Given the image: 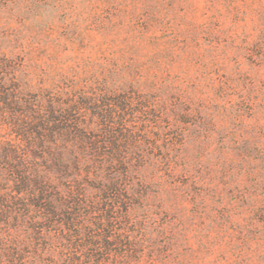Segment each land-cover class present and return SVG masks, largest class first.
Wrapping results in <instances>:
<instances>
[{
    "label": "rangeland",
    "instance_id": "obj_1",
    "mask_svg": "<svg viewBox=\"0 0 264 264\" xmlns=\"http://www.w3.org/2000/svg\"><path fill=\"white\" fill-rule=\"evenodd\" d=\"M0 56L27 91L134 104L116 109L133 135L116 171L110 148L90 162L91 111L85 138H58L85 143L63 180L85 210L74 231L2 226L29 264H264V0H0ZM9 134L0 154L26 149Z\"/></svg>",
    "mask_w": 264,
    "mask_h": 264
},
{
    "label": "trees",
    "instance_id": "obj_2",
    "mask_svg": "<svg viewBox=\"0 0 264 264\" xmlns=\"http://www.w3.org/2000/svg\"><path fill=\"white\" fill-rule=\"evenodd\" d=\"M20 68L16 60L0 56V125L6 126L15 140L27 144L23 149L9 141L0 154V264H29V242L10 238V234H7L9 238L3 237L2 226L17 228L18 224L37 234L44 227L64 224L69 231H74L77 220L71 212L85 210L81 190L63 182L70 177L68 156L73 157L74 148L77 145L85 147V143L58 142L62 136L85 138L78 111H91L101 121L100 130L87 137L90 162L102 159L110 148L112 152L105 163L110 170L116 171L118 165L127 164L120 148L129 145L133 137L124 118L118 122L114 118L117 108L123 111L132 107V102L112 104L107 100L99 104L97 100L81 105L65 102L49 91L33 93L25 90L19 81ZM74 159V167L79 170L80 158L74 156ZM99 190L103 199L118 191L117 184L104 185ZM39 217H44V221L36 222Z\"/></svg>",
    "mask_w": 264,
    "mask_h": 264
}]
</instances>
